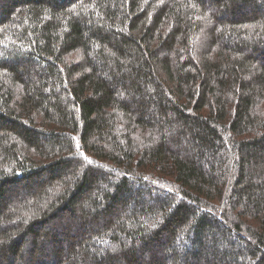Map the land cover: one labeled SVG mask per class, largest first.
I'll return each instance as SVG.
<instances>
[{
	"label": "trees",
	"instance_id": "1",
	"mask_svg": "<svg viewBox=\"0 0 264 264\" xmlns=\"http://www.w3.org/2000/svg\"><path fill=\"white\" fill-rule=\"evenodd\" d=\"M0 264H264V0H0Z\"/></svg>",
	"mask_w": 264,
	"mask_h": 264
}]
</instances>
